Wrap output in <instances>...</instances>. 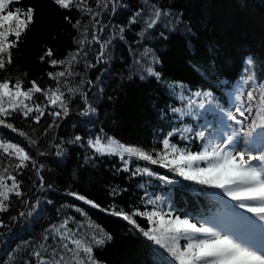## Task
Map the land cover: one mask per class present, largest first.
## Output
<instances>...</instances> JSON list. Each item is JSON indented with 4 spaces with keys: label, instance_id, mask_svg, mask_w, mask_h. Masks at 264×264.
<instances>
[{
    "label": "trees",
    "instance_id": "obj_1",
    "mask_svg": "<svg viewBox=\"0 0 264 264\" xmlns=\"http://www.w3.org/2000/svg\"><path fill=\"white\" fill-rule=\"evenodd\" d=\"M150 3L172 15L162 18L161 23L141 38L137 32L142 23L129 25L128 21L142 7V0H118L114 14L109 6L101 16L107 26L101 35L112 41L104 62L85 71L86 59L95 63L99 46L93 44L89 56L81 57L73 65L76 75L67 78V87L86 93L88 104L95 111L83 114L85 102L81 92L70 94L65 87L61 90L69 103L66 116L54 121L48 112L59 109L51 108L40 94H35L36 102L45 106L39 124L19 113L5 118L7 123L25 132L26 137L0 126V143L23 147L35 161V166L31 161L26 162L28 167L17 176L24 195L11 196L9 210L0 213L5 225L0 227V264H25L31 251L42 242L45 230L68 217L79 222L84 232L89 231L88 224L92 223L111 237L94 247L96 264H162L164 261L176 264L163 249L122 218L111 215L110 210L151 211L154 206L147 201L159 198L157 209H171L182 218L187 216L195 221L214 214L224 215L217 202L206 195L218 190L196 185L168 168L135 157L125 156L128 170L124 171L125 165L118 155H99L87 142L103 129L107 136L155 155L162 148V139L175 129L179 132L169 137L171 143L181 148L186 145L193 152L203 150L208 141H201L195 133L208 122L212 128L219 124L222 114L216 105L228 111L246 74L261 87L260 93L264 91V0H150ZM89 4L96 6L95 0H89ZM17 6H32L35 19L18 46L12 49L13 63L6 71H0V79L10 78L15 82L19 78L25 88L30 87L31 80L45 89L55 88L56 82L47 73L62 71L64 66L53 68L48 59L42 61L40 57L49 48L53 51L50 59L57 60L76 51L75 40L83 38L82 29H73L64 19L66 15L73 21L80 18L90 31L91 20L75 8L70 11L58 8L53 0H21L19 5H13ZM120 27L125 28L123 40L119 39ZM145 48H150L159 61L153 67L160 73V80L141 73L135 65ZM248 58H252L251 65L246 63ZM141 74L144 79L140 78ZM82 78L92 80L93 84H81ZM196 93H209L210 97ZM201 102L208 111L199 107ZM174 108L180 111L173 112ZM52 123L58 127L45 133ZM31 140L37 144L31 145ZM56 144H60L59 150L54 147ZM41 151L45 155H40ZM17 163L16 157H9L0 149V170L8 167L14 174ZM138 168H147L152 174L137 171ZM161 176L168 177L172 183L162 181ZM69 193L83 195L99 207L93 208ZM77 208L86 216H81ZM237 210L252 216L243 209ZM22 212L25 215L21 216ZM134 218L142 228L149 226L145 218ZM69 226L75 228L76 224L70 222Z\"/></svg>",
    "mask_w": 264,
    "mask_h": 264
},
{
    "label": "snow or ice",
    "instance_id": "obj_2",
    "mask_svg": "<svg viewBox=\"0 0 264 264\" xmlns=\"http://www.w3.org/2000/svg\"><path fill=\"white\" fill-rule=\"evenodd\" d=\"M20 3L21 0H0V71H6L12 65V49L18 46L22 35L34 23L35 9L32 6L13 7ZM53 3L60 9L70 11L75 8L81 16H88L91 20V31L87 25L82 24L80 18L73 21L71 16L64 17L73 29H82L80 35L83 38L75 40L76 51L63 60L50 59L53 56L51 48L40 57L42 61L48 59L53 68L58 65L64 66L62 71L47 73L49 79L56 82L55 88L45 89L35 80L29 81L30 87L25 88L24 82L19 78L15 82H12L10 78L0 79V126L25 137L27 135L25 132L7 123L5 118L13 116V113H19L24 118H30L39 124L45 115V106L36 102L35 94H40L51 108L59 109L48 112L54 121L62 115L66 116L69 103L65 92L61 89L67 87L68 77L76 75L73 65L78 63L81 57L89 56L90 46L93 44L99 46L95 54V63L86 59L85 71L94 68L97 63H103L108 55L107 49L112 42L111 38L104 39L101 35L107 28L102 23L101 16L105 10L109 9V6L114 14L118 0H95V7L90 6L89 0H53ZM171 15L169 11H162L157 5L150 3V0H142V7L133 13L128 23L129 25L142 23L143 27L137 32V36L143 38L149 30H153L161 23L162 18ZM119 32L121 33L119 39L123 40L122 34L125 28L120 27ZM85 45L89 47L86 49ZM149 56L152 57L151 60L148 59ZM156 63L159 61L152 50L145 48L141 59L137 60L135 65L139 66L141 73L160 80V73L156 72L153 67ZM246 63L251 65L252 58H248ZM140 78L145 77L141 74ZM251 79L250 76L247 80L242 79L241 86ZM80 83H87L91 86L93 81L90 79L85 81L82 78ZM237 91L239 92V88ZM67 92L70 94L81 92L85 102L83 114L87 115L89 111H95L88 104L86 93H83L81 89L67 87ZM196 95L210 97L209 93H196ZM236 100H240L239 95L236 96ZM199 107L205 111L209 110L205 108L204 102H201ZM216 108L222 114L219 124L212 128L211 122H208L204 128L195 133L201 141H208L203 150L198 152L190 151L186 145L181 148L171 143L169 137L179 132L175 129L168 132L162 139V148L156 151L155 155L141 147L126 145L112 136H107L103 133V129L94 139L88 140V147L99 155H118L125 165L124 171L128 170V160L125 156L135 157L150 164H159L161 167L168 168L184 180L196 185L218 190L206 193V195L215 200L224 210L223 216L214 214L195 221L194 218L187 216L182 218L174 215L171 209L168 211L157 209L155 206L159 198L147 201L154 206L151 211L135 209L129 213L117 209L110 210L111 215L122 218L142 233L147 240L163 249L176 264H264V244L256 243L254 240L258 233H264V147L257 149L259 154H254L251 147L256 136L264 141V91L259 97L256 92L248 91L246 101L235 105V112L242 119L238 120L237 115H233L231 111L225 112L220 105H216ZM172 111L179 112L180 110L174 108ZM33 113L35 115H32ZM249 117L254 118L251 119L248 129L244 131L243 125ZM229 122L239 124L241 128H233ZM53 127H58V125L49 124L45 133ZM242 134L248 138L244 142L243 150L239 148ZM183 138L188 139L189 137L184 136ZM80 139V137L75 138L76 141ZM36 144V140H31V145ZM54 147L59 150L60 144ZM0 149L7 156H14L19 161L14 165V174L9 171L8 167L0 170V213H3L9 210L11 196L20 198L24 195L21 190L22 182L17 179V176L20 170L28 167L26 162L31 161L35 166V161L23 147L15 143H0ZM39 154L45 155L42 151ZM137 171L152 174L147 168H138ZM37 175H40L38 170ZM160 179L172 183L168 177L161 176ZM40 183L43 184L42 176H40ZM69 195L93 208L99 207L83 195L77 193H69ZM237 209H243L252 216H246ZM76 211L81 216H86L82 209L77 208ZM20 215L23 216L25 213L22 212ZM134 217L145 218L149 226L146 229L142 228ZM70 222L75 223L76 227H70ZM4 226L3 221L0 220V227ZM88 228L89 231L84 232L82 225L75 222L72 217L64 219L59 225H51L45 230L46 234L42 237V242L31 251L30 258L25 261V264H33V259L35 264H96L93 256L94 247L104 244L111 237L104 233L98 225L89 223ZM182 240L185 241L183 245ZM162 264H171V261H164Z\"/></svg>",
    "mask_w": 264,
    "mask_h": 264
},
{
    "label": "rangeland",
    "instance_id": "obj_3",
    "mask_svg": "<svg viewBox=\"0 0 264 264\" xmlns=\"http://www.w3.org/2000/svg\"><path fill=\"white\" fill-rule=\"evenodd\" d=\"M250 76V74H246L244 76V80H247V78ZM239 88V92L236 91V95H239L240 96V100L237 101L236 98L234 100V103H232L228 109V111H231L233 115H237L236 112H235V105H237L238 103H243L246 101L247 99V92L248 91H254L256 92L257 94V97L260 96V90H261V87L260 86H257L254 81L251 79L247 84H244L242 85L241 87H238ZM227 111V112H228ZM247 115V113H246ZM254 117H249L248 120L245 121L244 125H243V130L246 131L248 129V126H249V123L251 121V119H253ZM237 119H242L240 118L238 115H237ZM232 124V127L233 128H236V129H240L241 126L239 124H236L234 122H229ZM257 123H259V120L257 119ZM257 131L259 132V129H257ZM248 138L246 136H244L243 134L241 135V139H240V143H239V148L241 150L244 149V142L245 140H247ZM252 147V150L254 152V154H259L257 149L261 148V147H264V141H262L261 137L259 136H256L254 138V141L251 145ZM254 240L256 243H262L264 244V234L263 233H258L255 237H254ZM183 243H185V241H181V244L183 245Z\"/></svg>",
    "mask_w": 264,
    "mask_h": 264
}]
</instances>
